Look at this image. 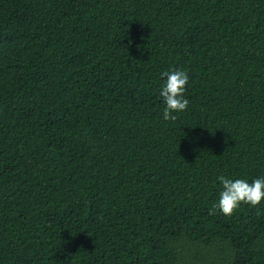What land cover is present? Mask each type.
<instances>
[{"label":"trees","instance_id":"obj_1","mask_svg":"<svg viewBox=\"0 0 264 264\" xmlns=\"http://www.w3.org/2000/svg\"><path fill=\"white\" fill-rule=\"evenodd\" d=\"M221 175L264 178V0H0V264H264Z\"/></svg>","mask_w":264,"mask_h":264},{"label":"clouds","instance_id":"obj_2","mask_svg":"<svg viewBox=\"0 0 264 264\" xmlns=\"http://www.w3.org/2000/svg\"><path fill=\"white\" fill-rule=\"evenodd\" d=\"M162 76L166 77L160 91L165 104L163 119L175 121L177 119L175 113L185 111L189 104L184 95L189 77L185 70L165 71ZM217 179L221 182L223 190L219 194L218 203L213 208L226 216L232 215L241 203L255 207L264 200V178L254 179L251 183L245 179L233 180L223 175Z\"/></svg>","mask_w":264,"mask_h":264}]
</instances>
